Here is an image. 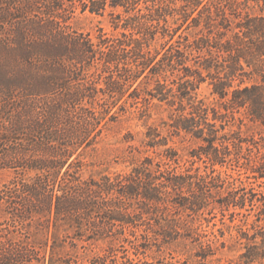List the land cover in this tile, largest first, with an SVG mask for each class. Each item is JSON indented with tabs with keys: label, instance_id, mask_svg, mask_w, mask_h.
<instances>
[{
	"label": "trees",
	"instance_id": "16d2710c",
	"mask_svg": "<svg viewBox=\"0 0 264 264\" xmlns=\"http://www.w3.org/2000/svg\"><path fill=\"white\" fill-rule=\"evenodd\" d=\"M79 8L97 15L123 8L110 14L120 34L100 29L95 41L74 29ZM177 16L176 25L204 29L176 40L183 25L170 18ZM158 35L170 39L152 50ZM152 81V91L142 89ZM207 81L220 107L196 95ZM128 93L135 105L157 98L172 110L170 136L151 127L147 147L189 136L197 144L193 163L210 171L178 172L179 154L167 147L160 160L146 156L128 173L85 178L82 157ZM242 110L263 128L259 138L243 135ZM217 165L239 177H224ZM6 174L12 179L0 190L7 225L0 227V264L107 263V256L80 254L76 240L88 244L84 250L108 242L110 253H125L122 264H167L140 256L191 238L184 216L215 218L216 211L223 219L255 212L238 264H264V194L253 186L264 187V0H0V176ZM242 175L254 180L249 188ZM68 243L74 254L64 253ZM201 248L197 256L207 259L210 245Z\"/></svg>",
	"mask_w": 264,
	"mask_h": 264
},
{
	"label": "rangeland",
	"instance_id": "374dc122",
	"mask_svg": "<svg viewBox=\"0 0 264 264\" xmlns=\"http://www.w3.org/2000/svg\"><path fill=\"white\" fill-rule=\"evenodd\" d=\"M112 12L124 13V9L119 8L114 10L108 8L104 15H97L89 11L82 12L81 8H79L70 24L78 31L90 33L95 41L100 29L104 30V32L110 36L119 35L121 30L115 31L112 24L110 15ZM254 13L259 14V9L257 8ZM179 18L180 16H177L175 19L170 18L171 25L176 27L179 24L183 25L175 36L176 40L179 39L180 36L187 35H189L190 38H194L197 32L204 29V27L187 29L188 25L183 23V20L178 21V25H176L175 20ZM169 39V37L163 39L161 35H158L153 42L152 50L156 48L161 50L162 44ZM174 79L175 77L170 78L168 84L173 86L172 81ZM145 88H147L148 91H152L155 88V83L152 81L149 86L143 87L142 89ZM196 95L199 99H203L208 105L213 107H220L223 103L218 95L213 94L210 81L203 83L200 88L196 90ZM129 96L128 93L120 101L118 106L114 108L113 113L116 112L117 118L108 120L102 124V133L98 137L94 147L88 150L82 157V160L87 164L84 170L85 178L90 176L100 178L102 175L115 177L121 173H128L146 156L158 158V153L163 152L167 147L174 148L179 154V164H174L178 172H183L191 168H193V170L201 168L200 172L202 174L206 173V171H210L206 170L203 162L193 163L194 159L189 156V152L193 148H196L197 144L189 136H171L168 146L154 149L147 147L146 142L149 139L146 135L151 127L158 128L163 137L170 136L169 127L166 126L165 123L168 124L171 122L170 116L172 110L165 103H161L157 98L151 100L149 104L138 103L135 105L137 101ZM120 106H123L124 110H121ZM236 116L237 118L244 119V124L241 126V131L244 136L249 137L254 135L256 138H259L260 133H263V128L251 122L247 118L244 110ZM238 124L239 122L232 130L238 131ZM157 160L160 159L158 158ZM215 169L218 173H222L224 177H227L228 174L232 175L234 178L239 177L238 171H233L227 166L222 167L221 165H217ZM11 179L12 176L9 174L0 176V190L5 184H8ZM241 180L244 181V185L248 188L254 181L247 180L245 175H242ZM238 185H240V182ZM253 186L258 192L264 194V187H259L256 183H254ZM215 213V218L213 215L207 213L204 215L184 216L183 219L189 222L193 228V233H189L191 238H179L172 244L165 245L161 248V251H158V249L154 247L148 250L146 255H141L140 258L154 262L163 261L167 264H238L240 262V256L246 252L247 240L243 238L244 232L249 235L254 233L252 224L256 219L254 216L255 212H251L250 216L247 218L242 215H235L234 217L227 215L224 219L219 211ZM243 213L249 214V212L245 210ZM2 214L3 212L0 207V227H6L7 225L4 223ZM35 230V227L32 228L31 233L33 234ZM183 233L187 234V232ZM66 235V232L62 229L59 238L64 240ZM70 235L73 236V232H71ZM76 242L80 244L78 249L80 254L89 257H93L94 255L107 256L106 264H113V259H116L119 264L127 261V258H123L125 253L121 250L110 253L108 242H98L88 250L81 248V246H87V243H82L78 240H76ZM209 245L211 248L209 251L207 250L208 254H210L207 259L198 257V254H202L201 246L207 247ZM67 246L64 253L70 251L71 254H74L75 251L69 246V243ZM126 247L130 248L127 244ZM116 249H118V246ZM127 255L130 259H137L133 250H130Z\"/></svg>",
	"mask_w": 264,
	"mask_h": 264
}]
</instances>
